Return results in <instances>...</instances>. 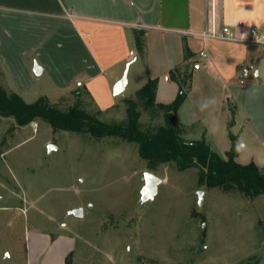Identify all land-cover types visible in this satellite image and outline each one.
<instances>
[{"label":"crops","instance_id":"obj_1","mask_svg":"<svg viewBox=\"0 0 264 264\" xmlns=\"http://www.w3.org/2000/svg\"><path fill=\"white\" fill-rule=\"evenodd\" d=\"M213 21L236 36L211 37ZM252 26L264 29V0H0V69L19 94L48 72L63 89L59 97L85 87L97 108L107 111L125 96L113 90L137 59L147 63V82L158 78L156 101L162 103L178 93L171 72L180 66L189 80L177 113L187 128L184 138L205 139L225 156L231 131L236 160L255 162L264 172V46L249 42ZM135 29L145 31L144 57ZM230 103L236 112L229 129ZM24 202L2 207L13 211L6 219L14 232L23 231L25 249L0 236V264H66L70 253L72 264H111V249L94 245L67 221L53 233L33 227Z\"/></svg>","mask_w":264,"mask_h":264},{"label":"rangeland","instance_id":"obj_2","mask_svg":"<svg viewBox=\"0 0 264 264\" xmlns=\"http://www.w3.org/2000/svg\"><path fill=\"white\" fill-rule=\"evenodd\" d=\"M127 70L125 96L100 114L106 122H125L126 99L147 82L143 58ZM0 80L12 91L1 69ZM62 93L46 72L20 95L27 102L47 96L63 108L76 103V91L59 97ZM80 98L89 111L97 110L85 92ZM140 110L145 129L163 123L162 115ZM50 144L55 148L49 150ZM147 171L134 143L54 130L43 119L20 126L14 117L0 115L1 241L14 239L24 251L23 231L14 232L6 219L13 211L2 208L24 200L33 227L53 233L68 222L94 245L111 249V264H264V194L252 197L238 189L208 187L199 183L198 169L178 170L171 163L153 172L162 182L155 197L143 201ZM199 191L204 193L201 201ZM75 208L85 211L82 218L71 213Z\"/></svg>","mask_w":264,"mask_h":264},{"label":"trees","instance_id":"obj_3","mask_svg":"<svg viewBox=\"0 0 264 264\" xmlns=\"http://www.w3.org/2000/svg\"><path fill=\"white\" fill-rule=\"evenodd\" d=\"M134 35L137 51L144 57L145 31L135 29ZM190 55L189 48L185 46V58ZM181 68L179 66L171 72L180 84L178 93L171 102L156 101L158 78H149L134 97L126 99L125 122L102 120L100 118L102 110L99 108L95 112L89 111L80 98V94L85 92L91 99L85 87L76 90L78 97L76 103L63 108L47 96H41L34 102H27L19 93L8 91L1 80L0 115L14 117L20 126L36 119H43L54 130L84 132L98 139L117 137L137 145L139 154L146 161L150 172H155L161 165L172 163L178 170L198 169L199 183L202 185L223 187L227 190L238 189L252 197L264 194V172L255 162L241 164L236 160L238 146L231 132L229 136L232 144L225 156L217 153L205 139L189 141L183 137L187 128L181 124L177 113L187 97L189 83ZM142 107L149 109L151 113L162 115L163 123L145 129L141 123ZM230 108L232 119L228 124L229 129L236 112L235 106L231 103ZM66 264H72V253L67 256Z\"/></svg>","mask_w":264,"mask_h":264},{"label":"water","instance_id":"obj_4","mask_svg":"<svg viewBox=\"0 0 264 264\" xmlns=\"http://www.w3.org/2000/svg\"><path fill=\"white\" fill-rule=\"evenodd\" d=\"M37 67L38 68L35 69V72L38 73L40 68H39V66H37ZM127 72H128V70L126 69L123 77L115 85L114 90H113L115 96L123 94V92L125 90V86H126L127 81H128ZM53 148H55V146L50 144L49 150H52ZM144 180H145V186L142 189V200L147 201V200L154 198L155 195L157 194L158 186L161 184L162 178L159 177L158 175L154 174L153 172L147 171L144 173ZM203 194H204L203 191H199L198 196H199L200 201L203 198ZM71 213L73 215H75L76 217L81 218L84 215V210L82 208H75L71 211Z\"/></svg>","mask_w":264,"mask_h":264},{"label":"built area","instance_id":"obj_5","mask_svg":"<svg viewBox=\"0 0 264 264\" xmlns=\"http://www.w3.org/2000/svg\"><path fill=\"white\" fill-rule=\"evenodd\" d=\"M208 34L213 38L232 39L236 36V31L229 26H219L213 21L212 28ZM248 40L255 45L264 46V29L252 26L249 29ZM165 78H168V76Z\"/></svg>","mask_w":264,"mask_h":264}]
</instances>
